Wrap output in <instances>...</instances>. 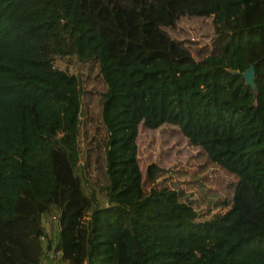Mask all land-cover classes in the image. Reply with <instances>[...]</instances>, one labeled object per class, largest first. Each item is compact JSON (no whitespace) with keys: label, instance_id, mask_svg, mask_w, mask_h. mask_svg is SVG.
<instances>
[{"label":"trees","instance_id":"1","mask_svg":"<svg viewBox=\"0 0 264 264\" xmlns=\"http://www.w3.org/2000/svg\"><path fill=\"white\" fill-rule=\"evenodd\" d=\"M249 64L254 90L230 73ZM164 124L232 176L224 212L142 187L138 132ZM51 248L63 264H264V0H0V264Z\"/></svg>","mask_w":264,"mask_h":264},{"label":"rangeland","instance_id":"2","mask_svg":"<svg viewBox=\"0 0 264 264\" xmlns=\"http://www.w3.org/2000/svg\"><path fill=\"white\" fill-rule=\"evenodd\" d=\"M192 33L198 38L199 45L209 41L210 35L205 32L204 25H197L195 32L192 27ZM55 63L75 72L76 64L72 59H56ZM137 144L144 189L166 187L174 190L178 200L189 204L200 219L210 218L228 208L231 195L236 190L232 176L211 162L198 146L186 141L176 126L164 124L152 130L142 128L138 132ZM150 162L160 167L153 181H149L143 174ZM240 194L247 203L253 205L247 190H240ZM57 217L58 211L54 208L43 217L44 232L52 244L59 230ZM63 263L51 248L39 264Z\"/></svg>","mask_w":264,"mask_h":264},{"label":"water","instance_id":"3","mask_svg":"<svg viewBox=\"0 0 264 264\" xmlns=\"http://www.w3.org/2000/svg\"><path fill=\"white\" fill-rule=\"evenodd\" d=\"M230 73H232V74L239 73V75L243 78L244 83L249 85L253 90L255 89L254 83H253L254 70H253L252 64H249L242 72L230 70Z\"/></svg>","mask_w":264,"mask_h":264}]
</instances>
